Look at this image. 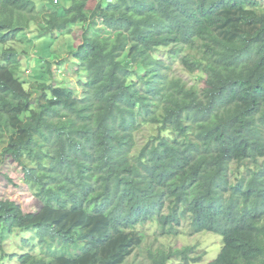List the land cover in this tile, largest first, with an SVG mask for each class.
Returning a JSON list of instances; mask_svg holds the SVG:
<instances>
[{
	"label": "trees",
	"instance_id": "16d2710c",
	"mask_svg": "<svg viewBox=\"0 0 264 264\" xmlns=\"http://www.w3.org/2000/svg\"><path fill=\"white\" fill-rule=\"evenodd\" d=\"M37 1L0 0V164L16 163L41 203L25 212L0 198L2 258L126 264L139 227L176 233L189 213L194 232L223 237L210 264H264V0H73L64 13ZM34 21L54 36L84 24L80 96L44 80L51 59L32 89L18 76L15 45ZM173 45L201 85L160 55ZM33 228L30 252L6 255L7 240ZM191 249L151 259L197 262Z\"/></svg>",
	"mask_w": 264,
	"mask_h": 264
},
{
	"label": "rangeland",
	"instance_id": "374dc122",
	"mask_svg": "<svg viewBox=\"0 0 264 264\" xmlns=\"http://www.w3.org/2000/svg\"><path fill=\"white\" fill-rule=\"evenodd\" d=\"M37 2H39V6L43 5V7L50 10L64 13L65 8L70 6L73 0H58V3L54 2V0H38ZM95 3L96 0H88V7L91 8ZM83 25H78L72 34L63 33L54 36L53 33H42L38 29L40 25L34 21L32 22L31 29L21 31L18 37L21 41L15 45L23 53V65L18 76L26 83L28 88H33L31 83L38 74L42 61L43 65H45V60L51 59V61H54V74L51 78L45 75L44 80L53 84L69 85L78 91L77 94L79 96L81 95L80 83L83 82L84 75L76 73L77 69L75 66L76 62L73 59V52L81 42ZM172 48H175V45L161 47L165 51L160 55L171 62L177 73L182 75L191 84L201 85L203 80L199 74L191 75L183 69V66L179 62L180 52L179 54L174 53L171 56L168 54ZM58 60L63 64L60 70L58 68ZM67 69H69V73ZM149 133L150 131L144 128L143 132L139 134V146L145 142V136ZM0 198L15 200L25 212L38 211L41 206L40 201L23 182L21 170L11 159H3L0 164ZM191 221V215L189 213L184 214L182 224L177 228V232L168 234L162 233L156 220L142 225L139 227V231L143 234V244L135 250L126 264H153L151 255H155L159 250L169 252L171 250L183 249L187 246L192 247L189 254L190 259L200 257L197 262L186 261L182 256H176L175 259L170 260L167 264H210L221 251L223 237L210 231L194 232ZM22 231L23 234L19 235L21 237L15 236L7 240L5 243L6 255H19L30 252L32 243H23L22 238L31 239L34 237V228ZM4 261H6L5 264H16L17 259L15 261L13 259L7 261V259L2 258L0 252V264Z\"/></svg>",
	"mask_w": 264,
	"mask_h": 264
},
{
	"label": "crops",
	"instance_id": "0c3cea01",
	"mask_svg": "<svg viewBox=\"0 0 264 264\" xmlns=\"http://www.w3.org/2000/svg\"><path fill=\"white\" fill-rule=\"evenodd\" d=\"M98 0H96V2H97ZM38 62V61H37ZM63 67V66H62Z\"/></svg>",
	"mask_w": 264,
	"mask_h": 264
}]
</instances>
